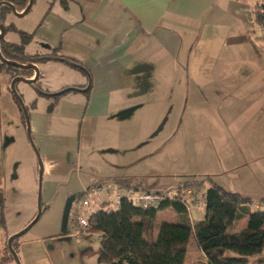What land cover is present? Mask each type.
<instances>
[{"label": "crops", "instance_id": "obj_1", "mask_svg": "<svg viewBox=\"0 0 264 264\" xmlns=\"http://www.w3.org/2000/svg\"><path fill=\"white\" fill-rule=\"evenodd\" d=\"M22 1L15 6L20 13L28 5ZM258 1L34 0L27 24L19 27L22 18L8 14L5 24L17 32L7 31L4 39L21 44L20 32L26 33L25 56L49 58L33 63L45 88L16 85L44 166L42 209L57 199L66 205L96 186H103L107 201L112 184L174 197L180 169L197 162L200 178L250 199L252 212L264 210ZM10 32L20 41L8 38ZM35 75L21 74L27 80ZM12 81L11 72H0V264H16L8 240L37 214L38 158ZM209 187L205 182L204 190ZM191 190L204 198V191ZM161 215L177 217L171 209ZM205 215V204L193 208L192 223ZM247 225L245 218L229 232ZM26 235L15 245L22 264H99V249L84 244L79 257L62 231ZM185 264H207L196 243H189Z\"/></svg>", "mask_w": 264, "mask_h": 264}, {"label": "trees", "instance_id": "obj_2", "mask_svg": "<svg viewBox=\"0 0 264 264\" xmlns=\"http://www.w3.org/2000/svg\"><path fill=\"white\" fill-rule=\"evenodd\" d=\"M5 1L17 6L22 0ZM24 2L29 3V0ZM258 2L257 21L264 26V0ZM11 12L9 7L1 6L0 22L5 25L7 31H16L14 26L5 24V19ZM20 35L21 44L2 39L0 50L5 59L24 65L49 59H32L25 56V46L31 36L22 32ZM3 70L11 72L15 79L21 77L18 71L23 69L0 61V72ZM24 119L26 121L25 116ZM205 182H209L210 187L204 190ZM187 189L204 191L206 215L202 222L193 224L186 208L180 202ZM3 205L4 198L0 196V207ZM251 206L250 199L228 192L210 178H206L185 182L180 186L179 193L174 198L163 201L159 208L144 210L122 201L117 211L97 210L91 214L90 221L91 228L100 234L98 263L185 264L189 243L194 239L207 258V264H249L250 259L254 257H257L256 264H264V210L252 212ZM167 209L177 215L176 220L162 221L155 238L154 229L158 213ZM245 218H248V225L244 230L234 234L229 232L234 223ZM17 241L18 239L13 243L15 251ZM8 252L9 258L13 259L9 249ZM229 252L236 256L228 257Z\"/></svg>", "mask_w": 264, "mask_h": 264}, {"label": "rangeland", "instance_id": "obj_3", "mask_svg": "<svg viewBox=\"0 0 264 264\" xmlns=\"http://www.w3.org/2000/svg\"><path fill=\"white\" fill-rule=\"evenodd\" d=\"M32 9H33V7H32ZM27 16H29V15H27ZM32 16H33V14L31 15V17H28V18H33ZM26 18L27 17L20 19L19 23H17V26L19 27L21 24L22 25L27 24ZM13 34H16V35H13ZM17 34L18 33L10 32V33H8L7 37L12 39V36H14L15 40L20 41L21 37H19ZM18 73L24 74V71L20 70V71H18ZM22 77L23 76H21V78ZM37 84H38L37 86H39L41 89L45 88L44 83H43V79L40 80V78H39V81L37 82ZM193 133L195 135V130H193ZM189 134H190V136H192L191 132ZM194 138H195L196 142L204 141L201 138V136H194ZM204 148H207V147L202 146V149H204ZM38 166H39V162H38ZM182 167L183 168H181L179 171L180 177H178V181H177V183H179V184H178L177 188L174 190L175 192L180 188L181 184H184L185 182H192V181L197 180V179L203 180V179L208 178V177L200 178L202 176L201 175L202 173H200V171H199V167H198L197 162H194V163L187 162ZM39 172H40V167H39V171H38V176H39ZM38 182H39V177H38ZM43 193H44V190H43ZM38 197H39V183H38L37 193L35 194V206H36V211H37L36 213H38V208H39ZM43 205H44V203H43ZM65 206L66 205L61 201V199H57L53 204L50 205V208L46 209L47 207H45V209H43V214H42L39 222L33 227V229H31L27 233V235L28 236H31L30 234L39 235V233H41L42 235H55L56 233H60L62 230L61 227H62V220H63ZM162 217L163 216L161 215L157 218L155 229H158V227L162 221H166V220L162 219ZM196 217H197V215H195V213H194V218H196ZM26 227H24L23 229H21L20 231H18L17 233H15L13 235L20 233ZM73 228H74V222H73V218L70 215L69 224H68V227L66 229V233H67L66 235H70L69 237L71 238V240L69 242H67L66 245L76 255H78L80 257L81 250H82V247H84V244L87 245L88 247H90L92 250L93 249H95V250L99 249L100 241H99L98 234L96 233L97 231H95L92 228H89L83 232L84 237H79L78 233L76 232V230H73ZM190 245L195 246L194 239H191ZM227 256L228 257H235L236 255L229 252V253H227ZM262 256L264 257V252H263ZM200 258L201 257L199 255L197 260H200ZM256 260H257V257L250 259L249 264H256Z\"/></svg>", "mask_w": 264, "mask_h": 264}, {"label": "built area", "instance_id": "obj_4", "mask_svg": "<svg viewBox=\"0 0 264 264\" xmlns=\"http://www.w3.org/2000/svg\"><path fill=\"white\" fill-rule=\"evenodd\" d=\"M103 186L88 189L84 195L75 196L72 204L71 217L73 218L74 228L80 236L85 230L91 228L90 216L91 211L102 210L105 212L117 211L120 209L122 201L138 208L148 210L159 208L163 201L167 198H174L167 193H145L138 191H131L126 188L120 187L116 184L107 186V195L109 200H102ZM191 219L193 208L202 207L205 200L202 196H197L191 189L185 192V195L180 201ZM89 212L90 215L86 216L84 213Z\"/></svg>", "mask_w": 264, "mask_h": 264}, {"label": "water", "instance_id": "obj_5", "mask_svg": "<svg viewBox=\"0 0 264 264\" xmlns=\"http://www.w3.org/2000/svg\"><path fill=\"white\" fill-rule=\"evenodd\" d=\"M34 4V0H29V3L27 5V7L25 8V10L23 12H18L15 5L8 2V1H2L0 2V7L1 6H7L11 9L13 15H15L18 18H23L24 16H26L30 10L32 9ZM6 27L4 24H0V43L2 41V39H4L5 35H6ZM0 61L4 64L7 65H11L14 66L18 69H23V70H33L35 72V77L32 80H27L25 78H21V77H17L15 79H13L12 84H11V90L13 95L15 96L17 102L19 103V105L21 106L22 110H23V114L26 118V124H27V132H28V137L30 139L31 142V146L33 148V150L36 153V156L38 158V162H39V167H40V172H39V197H38V202H39V208H38V213L36 215V217L34 218V220L24 229L22 230L20 233L13 235L9 238L8 240V249L11 253V255L13 256V259L15 261L16 264H22L20 261V258L17 254V252L15 251L14 247H13V243L17 240L20 239L21 237H23L24 235H26L40 220L42 214H43V209H42V183H43V172H44V166H43V162L40 156V153L37 149V147L35 146L32 137H31V128H30V120H29V114H28V109L25 106L24 100L22 98V96L19 94L18 90H17V84L19 82H24L27 84H36L37 81L39 80V76H40V71L38 69V67L35 64H20L14 61H9L7 59H5L1 53L0 50ZM75 200V196H71L70 198H68L66 206H65V210H64V215H63V220H62V233L64 234L66 232V229L68 227L69 224V219H70V214H71V209H72V204Z\"/></svg>", "mask_w": 264, "mask_h": 264}]
</instances>
